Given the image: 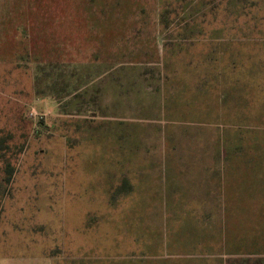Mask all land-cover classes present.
<instances>
[{
  "label": "crops",
  "instance_id": "0c3cea01",
  "mask_svg": "<svg viewBox=\"0 0 264 264\" xmlns=\"http://www.w3.org/2000/svg\"><path fill=\"white\" fill-rule=\"evenodd\" d=\"M223 35L161 40L151 83L111 67L78 88L97 92L72 98V132L108 156L60 162L71 171L19 219L0 207V264H60L66 249L87 264H264L250 260L264 255V50ZM14 174L2 205L14 206ZM38 216L32 231L56 226V240L31 254Z\"/></svg>",
  "mask_w": 264,
  "mask_h": 264
},
{
  "label": "rangeland",
  "instance_id": "374dc122",
  "mask_svg": "<svg viewBox=\"0 0 264 264\" xmlns=\"http://www.w3.org/2000/svg\"><path fill=\"white\" fill-rule=\"evenodd\" d=\"M222 34L256 36L250 42L264 50V0H0V183L6 162L15 167L14 206L8 200L2 205V197L1 210L19 219L29 196L71 171L62 170L60 162L108 156L83 140L85 132H72V98L97 92L92 85L93 92L78 93V88L105 80L111 67L118 76L114 80L122 75L151 83L161 40L190 35L222 44L229 39ZM259 136L257 143L264 144V133ZM38 218L32 228L26 224L31 254H42L43 243L56 240V226L52 235L32 231L40 230ZM74 253L59 251L53 261L87 264L84 252ZM259 259L264 255L250 260Z\"/></svg>",
  "mask_w": 264,
  "mask_h": 264
},
{
  "label": "trees",
  "instance_id": "16d2710c",
  "mask_svg": "<svg viewBox=\"0 0 264 264\" xmlns=\"http://www.w3.org/2000/svg\"><path fill=\"white\" fill-rule=\"evenodd\" d=\"M184 37H188L190 35H182ZM3 141V140H2ZM2 141L0 142V149L3 150V144ZM7 164H5V168H4V172H5V177L2 180V183H0V193H1V198L0 201L3 197V195L5 194L6 188L9 185L10 181H11V177L15 171V167L11 165L10 162H6ZM4 184V185H2ZM3 187V189H2ZM256 252L259 253L261 252V250H259L258 248L256 249Z\"/></svg>",
  "mask_w": 264,
  "mask_h": 264
}]
</instances>
